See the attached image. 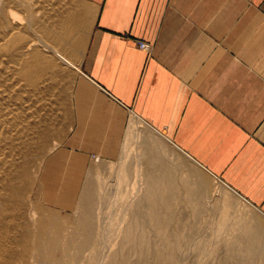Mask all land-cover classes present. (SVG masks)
Wrapping results in <instances>:
<instances>
[{
  "label": "rangeland",
  "instance_id": "1",
  "mask_svg": "<svg viewBox=\"0 0 264 264\" xmlns=\"http://www.w3.org/2000/svg\"><path fill=\"white\" fill-rule=\"evenodd\" d=\"M22 2L27 11L0 0V23L19 17L23 24L19 32L8 29L0 37V264H41L35 249L49 242L40 240L42 225L48 228V238L60 229L59 247L50 257L65 264H107L110 255L115 264H123L126 256L129 264H264V218L206 171L176 157L163 137L138 117L117 161L65 147L79 76L70 60V45L82 30L76 29L70 44H62L60 35L71 17L84 11L85 3ZM27 27L31 31L26 33ZM157 177L168 179L166 188H174L169 192L162 185L160 191L161 202L170 203L160 210L167 212L166 220L146 216L147 232L141 234L139 227H131V215L146 195V182ZM90 183L99 252H66L63 245L70 237L76 245L85 240L76 220ZM143 234L147 239L142 254L138 245Z\"/></svg>",
  "mask_w": 264,
  "mask_h": 264
},
{
  "label": "crops",
  "instance_id": "2",
  "mask_svg": "<svg viewBox=\"0 0 264 264\" xmlns=\"http://www.w3.org/2000/svg\"><path fill=\"white\" fill-rule=\"evenodd\" d=\"M83 2L65 147L117 161L138 117L264 218V0Z\"/></svg>",
  "mask_w": 264,
  "mask_h": 264
},
{
  "label": "bare ground",
  "instance_id": "3",
  "mask_svg": "<svg viewBox=\"0 0 264 264\" xmlns=\"http://www.w3.org/2000/svg\"><path fill=\"white\" fill-rule=\"evenodd\" d=\"M2 1H4L5 3H8V4H12L13 6H15V9H18V8H21L23 11L25 10V11H27V9H26V5H24L23 4V2H22V0H2ZM38 5V4H37ZM39 6V5H38ZM34 9V8H33ZM4 10L1 8V12H3ZM24 14H26V12L24 13ZM28 17L31 19V16H29V13H28ZM20 25L22 26L23 24H22V20L21 19H19V17H16V22L14 21V22H7L6 21V24H4V23H0V37H2V36H4V34L6 33V30H8V29H13L15 32H19L21 29H20ZM65 35H68L69 33V29H70V25L68 26V25H66L65 26ZM31 31V29L29 28V27H27V29H26V33L28 32V31ZM20 37L18 36L17 38H16V40L18 39V40H20L19 39ZM36 45V44H35ZM31 46H32V44H31ZM26 47V46H25ZM25 47H22V49L23 48H25ZM46 47H48L47 45H46ZM2 48V46H0V49ZM64 60V62L65 63H67V64H69L70 65V62L68 61V60H65V59H63ZM165 139V138H164ZM160 144V143H159ZM164 145H165V143H163ZM163 145V146H164ZM166 145H168V144H166ZM173 145V144H172ZM179 152V151H178ZM179 153H181V152H179ZM183 155V154H182ZM186 158V157H185ZM189 159V158H188ZM161 159H159V161H160ZM158 162V161H157ZM163 162V161H162ZM195 162V161H194ZM151 163V162H150ZM160 163H161V161H160ZM196 163V162H195ZM158 164V163H157ZM160 167V166H159ZM164 167H165V165H164ZM162 168V167H161ZM160 168V169H161ZM152 170H154V169H152ZM155 171V170H154ZM160 171V170H159ZM164 171V170H163ZM162 171V172H163ZM168 171H170V169L168 170ZM153 173H155V172H153ZM168 173V172H167ZM52 174V173H51ZM158 175V174H157ZM52 176V175H51ZM159 176V175H158ZM165 176V175H164ZM163 176V177H164ZM149 177V176H148ZM47 179V178H46ZM161 179V180H160ZM160 179H159V181H158V177H157V181L156 180H149L148 182H146V185H147V187H146V190H145V193H146V195H144V197L142 198V200L143 201H141L140 200V202L139 203H137L136 204V206H135V210H134V212H133V214L131 215V216H133V218H132V224H133V226L131 225V227H134V226H136V227H139L141 230V234H142V232H145L146 230H145V226H146V222H147V219H146V216H152L151 218H156V219H160V218H162V217H164V219L166 218L165 216L167 215V212H162V211H160L163 207H166V206H168L170 203H163V202H161L162 201V199H163V197L160 195V191L162 190V185L164 186V183H167L168 184V179H167V182H165V180L164 181H162L163 179H162V177H160ZM172 179V178H171ZM171 182H172V180H170ZM173 184H174V182H173ZM170 185H171V183H170ZM172 186V185H171ZM224 186V185H223ZM165 187V186H164ZM12 188V187H11ZM166 188V187H165ZM228 188V187H227ZM167 189V191H173L174 190V188H166ZM13 190V189H12ZM55 190H56V188H55ZM94 190V186L93 185H91V183L87 186V190H86V193L82 196V198H81V201H80V209H79V213H78V215H77V220H76V222L79 224V226L81 227V232H83V237H84V241L81 243V244H79V245H76L75 244V242L73 243V241L75 240V239H73V237L74 236H72V237H70V239L67 241V243L65 244V245H63V246H65V249H67V250H65L66 252H69L68 250L69 249H71L73 252H77L78 253V255H81V254H83V253H85L86 251H88V250H90V251H94L93 253H97L98 254V250L100 249V245L101 244H99L97 241H94L95 239H94V224H93V207H94V205L95 204H93V202H94V200H93V198H94V192L95 191H93ZM11 191V190H10ZM150 192V193H153L154 195L153 196H147V192ZM12 192H14V190L12 191ZM52 192H55L54 190H52ZM13 194V193H12ZM11 194V195H12ZM159 194V195H158ZM15 195V194H14ZM14 195H13V197H14ZM169 197V196H168ZM55 198V197H54ZM141 198V197H140ZM169 198H171V197H169ZM168 199V198H167ZM54 204L53 205H55V203H57V201L55 200V202H53ZM174 204V203H173ZM177 206V205H176ZM169 209V208H168ZM168 209H167V211H168ZM1 210V209H0ZM149 210V211H148ZM164 210H166V208L164 209ZM171 210V209H170ZM1 212H2V210H1ZM169 214V213H168ZM179 215V214H178ZM173 218V217H172ZM175 218V217H174ZM163 219V220H164ZM166 220V219H165ZM164 220V221H165ZM169 220V219H168ZM176 220V219H175ZM174 220V221H175ZM150 221V220H149ZM173 221V220H172ZM154 222V221H153ZM176 222V221H175ZM150 223V222H149ZM152 223V222H151ZM156 223V222H155ZM181 223V222H180ZM131 224V223H130ZM173 224V223H172ZM158 225V224H157ZM163 225V224H162ZM78 226V227H79ZM172 226V225H171ZM166 228V227H165ZM135 229V228H134ZM164 229V228H163ZM162 229V230H163ZM167 229V228H166ZM131 230V229H130ZM170 230V229H169ZM50 231V230H49ZM128 232H129V230H127ZM41 232V236L40 235H37V237L39 238V236H40V240H41V242L43 241V240H45V241H49L48 242V244L47 245H43L44 243H42V245H40L38 248H36L35 249V251L38 249V251H37V253H39V255H40V257L42 258V260H41V264H63V263H61L60 261H58V260H54V259H52L50 256V253L51 252H53V251H55L56 252V250L58 249V247H59V241H60V239H59V234H60V229L59 228H56L55 229V232H54V234L56 233L57 235H55V237L54 238H51V237H49V238H51V239H49L48 238V228L46 227V225H42V230L40 231ZM147 232V231H146ZM145 232V233H146ZM137 233V232H136ZM139 233V232H138ZM165 234V233H164ZM184 234V233H183ZM255 234V233H254ZM139 235V234H138ZM137 235V236H138ZM176 235H177V233H176ZM50 236V235H49ZM59 236V237H58ZM146 236V235H145ZM145 236H144V234L140 237V245H138V248H139V250L141 251V253L143 254V252L145 251V243H144V240L145 239H147V238H145ZM166 236V235H165ZM62 237V236H61ZM139 237V236H138ZM148 237V236H147ZM37 238V239H38ZM67 238V237H66ZM129 238L130 237H128V238H126V240L128 239L129 240ZM138 239V238H137ZM66 240V239H65ZM229 240V239H228ZM35 241H36V238H35ZM44 241V242H45ZM150 241V240H149ZM174 241V240H173ZM226 241V240H225ZM250 241V240H249ZM66 242V241H65ZM133 242H134V239H133ZM35 244V243H34ZM37 244V243H36ZM150 244V243H149ZM148 245V244H147ZM37 246V245H36ZM111 246H113V245H111ZM111 246H110V248H111ZM149 246V245H148ZM163 246V245H162ZM165 246V245H164ZM164 246H163V248H164ZM207 247H208V245H207ZM63 248V247H62ZM99 248V249H98ZM157 248H158V246H157ZM166 248V247H165ZM243 247H241L240 249H242ZM92 249V250H91ZM147 249H149V248H147ZM70 250V251H71ZM74 250H76V251H74ZM165 250V249H164ZM247 250V249H246ZM34 251V252H35ZM110 251V250H109ZM61 252H62V250H61ZM31 253H32V251H31ZM36 253V254H37ZM63 253H64V251H63ZM86 253H88V252H86ZM110 253V252H109ZM206 253V252H205ZM65 254V253H64ZM63 254V255H64ZM244 255L243 256H247V251H244V253H243ZM34 255V254H33ZM38 255V254H37ZM52 255L54 256L55 254H53L52 253ZM205 256H206V254H205ZM66 257V256H65ZM98 257V256H97ZM114 257L115 256H113V255H110L109 256V260H108V262H107V264H115V261H114ZM254 257V256H253ZM40 258V259H41ZM55 258V257H54ZM57 259V258H56ZM131 260H133V259H131ZM106 261V260H105ZM129 261H130V259H129V257L128 256H126L124 259H123V264H129ZM244 261V260H243ZM40 264V263H39ZM65 264V263H64ZM104 264V263H103ZM260 264H262V263H260Z\"/></svg>",
  "mask_w": 264,
  "mask_h": 264
},
{
  "label": "built area",
  "instance_id": "4",
  "mask_svg": "<svg viewBox=\"0 0 264 264\" xmlns=\"http://www.w3.org/2000/svg\"><path fill=\"white\" fill-rule=\"evenodd\" d=\"M139 47H140L141 49H144V50H148V49L150 48L149 44H147V43H145V42H143V41H140V42H139Z\"/></svg>",
  "mask_w": 264,
  "mask_h": 264
}]
</instances>
